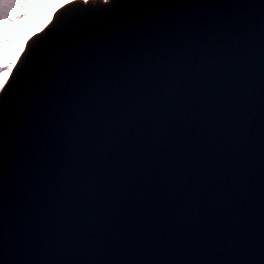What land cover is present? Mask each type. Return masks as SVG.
Wrapping results in <instances>:
<instances>
[{
	"label": "snow or ice",
	"instance_id": "1",
	"mask_svg": "<svg viewBox=\"0 0 264 264\" xmlns=\"http://www.w3.org/2000/svg\"><path fill=\"white\" fill-rule=\"evenodd\" d=\"M0 264H264V0H0Z\"/></svg>",
	"mask_w": 264,
	"mask_h": 264
},
{
	"label": "water",
	"instance_id": "2",
	"mask_svg": "<svg viewBox=\"0 0 264 264\" xmlns=\"http://www.w3.org/2000/svg\"><path fill=\"white\" fill-rule=\"evenodd\" d=\"M41 35H43V34H41ZM34 40H37L38 41V38H34Z\"/></svg>",
	"mask_w": 264,
	"mask_h": 264
}]
</instances>
